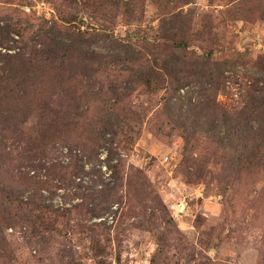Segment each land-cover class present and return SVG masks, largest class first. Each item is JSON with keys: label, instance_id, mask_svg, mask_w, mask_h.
<instances>
[{"label": "rangeland", "instance_id": "1", "mask_svg": "<svg viewBox=\"0 0 264 264\" xmlns=\"http://www.w3.org/2000/svg\"><path fill=\"white\" fill-rule=\"evenodd\" d=\"M261 75L264 0H0V264H264Z\"/></svg>", "mask_w": 264, "mask_h": 264}, {"label": "trees", "instance_id": "2", "mask_svg": "<svg viewBox=\"0 0 264 264\" xmlns=\"http://www.w3.org/2000/svg\"><path fill=\"white\" fill-rule=\"evenodd\" d=\"M42 33L45 34L46 37L53 39L54 41H61L62 44L65 43L68 47H73L72 40L66 39L61 34H56L53 28H48ZM80 47L82 46L78 45V48ZM194 55L197 56L199 67H202L207 71V75L205 78L208 80L211 79L216 81L217 85H220V78L221 75H223L224 67L228 66L226 68H232V63L228 62L223 63V66L214 65L212 63V57L209 54H204L203 56L197 54ZM161 71L164 72L162 68L151 67L148 69V72L146 71L143 74H158ZM141 72L142 70H140V73ZM165 74H169L170 76H172V73L167 71V69L165 71ZM175 77H172V80L169 81L171 90L173 91L172 98L183 97V86L185 85V83L192 82V80H188L185 77L175 79ZM161 82L166 81L163 80ZM246 85H248L246 95L247 101L245 100L246 102L244 101V104L242 106L240 105L238 107H235V111L229 112L230 114L227 113V115H225L227 117L225 123L226 129L225 133H223L222 135V138L219 140V142H223L224 138L226 137V140H224V142L227 141V146L233 148V152L238 156L255 154V150H258V144L260 140H262V135L264 134V75H261L257 78L251 77L249 83H246ZM210 87L214 88L213 83H210ZM215 90H219V87ZM217 94L218 92L216 91V95L213 96L214 99H216ZM223 126L224 124L218 129V135H220Z\"/></svg>", "mask_w": 264, "mask_h": 264}]
</instances>
